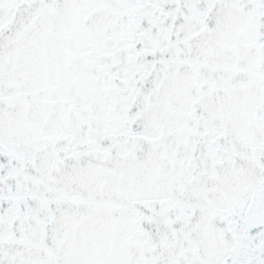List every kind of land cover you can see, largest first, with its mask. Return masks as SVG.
<instances>
[{
  "label": "snow or ice",
  "instance_id": "6c2138e0",
  "mask_svg": "<svg viewBox=\"0 0 264 264\" xmlns=\"http://www.w3.org/2000/svg\"><path fill=\"white\" fill-rule=\"evenodd\" d=\"M0 264H264V0H0Z\"/></svg>",
  "mask_w": 264,
  "mask_h": 264
}]
</instances>
